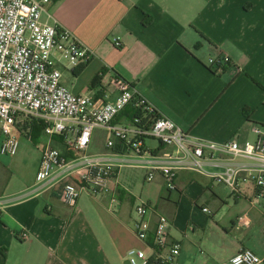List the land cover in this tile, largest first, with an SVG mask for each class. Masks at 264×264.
<instances>
[{
  "label": "crops",
  "instance_id": "0c3cea01",
  "mask_svg": "<svg viewBox=\"0 0 264 264\" xmlns=\"http://www.w3.org/2000/svg\"><path fill=\"white\" fill-rule=\"evenodd\" d=\"M52 18L94 54L80 75L76 68L63 76L72 93L112 100L118 77L197 138L257 139L254 127L264 126V0H53L42 20ZM222 55L231 62L215 71L209 61ZM98 138L95 132L87 154L113 165L108 193L85 188L74 206L65 204V184L82 185L70 169L0 188V264H129V250L146 249L134 232V207L142 201L153 219H170V237L182 244L179 264H225L242 249L264 260V199H254L250 186L240 196L211 175L181 170L170 191L160 174L147 180V158L121 163L106 148L107 136L102 146ZM81 157L73 153V165Z\"/></svg>",
  "mask_w": 264,
  "mask_h": 264
},
{
  "label": "built area",
  "instance_id": "2783aa9c",
  "mask_svg": "<svg viewBox=\"0 0 264 264\" xmlns=\"http://www.w3.org/2000/svg\"><path fill=\"white\" fill-rule=\"evenodd\" d=\"M53 0H0V154L15 156L20 148L17 134H30L34 124H44L48 140L42 148L36 180L44 182L59 169L79 175L82 185L70 182L62 200L74 206L85 188L95 196L109 192L114 176L112 164L87 154L97 130L107 133L105 146L116 155L147 158V180L163 176L168 190L177 189L181 170L211 175L240 196L250 186L254 199H264V126L254 127L257 139L241 143L232 138L214 142L197 138L174 120L163 115L132 84L113 77L117 94L112 100L72 93L63 82L58 67L63 61L71 71L88 64L93 52L56 20H42ZM119 46L120 43L116 42ZM228 55L211 58L212 69L228 65ZM135 115L131 121L125 113ZM59 137L67 153H82L81 162L73 160L55 146ZM172 150L150 148L147 141ZM242 161V163H240ZM216 171L209 172L208 167ZM210 213L208 208L202 210ZM134 232L146 249H131L129 264H179L182 244L170 237V219L157 213L146 202L134 207ZM22 234L21 238H25ZM253 250L242 249L225 264H262Z\"/></svg>",
  "mask_w": 264,
  "mask_h": 264
},
{
  "label": "rangeland",
  "instance_id": "374dc122",
  "mask_svg": "<svg viewBox=\"0 0 264 264\" xmlns=\"http://www.w3.org/2000/svg\"><path fill=\"white\" fill-rule=\"evenodd\" d=\"M58 67L62 70L64 76L71 74V67L68 66L67 62L63 61ZM89 74L90 73H86L83 75L81 77V82L86 83L87 79H89ZM96 132L99 133V138L97 140L99 146L104 145L107 133L103 130H97ZM17 138L20 142V148L15 156L0 154V188L7 182H9V184L7 183L6 185L9 186L6 188L9 189L30 183L36 175V163L42 151L41 149L48 140L44 133L40 135L37 142H33L30 134L27 133H18ZM150 141L159 145L156 141L149 140L148 142ZM54 145L58 144L55 143ZM141 190L142 186L138 182L133 193L138 195Z\"/></svg>",
  "mask_w": 264,
  "mask_h": 264
},
{
  "label": "trees",
  "instance_id": "16d2710c",
  "mask_svg": "<svg viewBox=\"0 0 264 264\" xmlns=\"http://www.w3.org/2000/svg\"><path fill=\"white\" fill-rule=\"evenodd\" d=\"M151 22V19L149 16L146 17V19L144 20V25H148L149 23ZM86 66H80L79 68H77L76 70H74V75L78 76L80 75L84 70H85ZM101 77L98 75L96 76L92 82H91V86H95L97 84H99V81H100ZM134 113L131 112V111H128L125 113V117L127 118L128 121H131L134 117ZM44 133V124H34L32 126V130H31V133H30V136L32 138V141L33 142H37L38 138L40 137L41 134ZM54 143H57L58 145H55L57 147H60L62 150H63V153L65 155H67V157H71V154L67 153L66 151V148L63 146V143H61L59 137H55L54 138Z\"/></svg>",
  "mask_w": 264,
  "mask_h": 264
}]
</instances>
